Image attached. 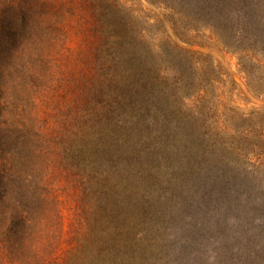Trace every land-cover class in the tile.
<instances>
[{"label":"trees","instance_id":"obj_1","mask_svg":"<svg viewBox=\"0 0 264 264\" xmlns=\"http://www.w3.org/2000/svg\"><path fill=\"white\" fill-rule=\"evenodd\" d=\"M146 1L170 9L180 42L208 30L238 53L242 66L246 60L264 72V0ZM85 2L97 47L88 83L77 89L81 115L68 106L54 117L50 136L36 101L55 81L67 11L45 0L10 1L0 9V264H264V109L243 112L219 101L216 85L226 83L221 68L169 35L149 39L118 1ZM105 94L127 110L115 130L104 124L114 104ZM178 97L196 107L185 118L171 108ZM173 124L184 125L171 156L178 159L153 165ZM52 155L78 186L80 203L92 200L99 225L58 262L52 258L62 220L47 185ZM211 158L210 176L203 169ZM183 167L185 187L172 179ZM135 182L146 192L120 207L132 191L121 198L120 186ZM162 195L178 196L174 213L160 208Z\"/></svg>","mask_w":264,"mask_h":264},{"label":"rangeland","instance_id":"obj_2","mask_svg":"<svg viewBox=\"0 0 264 264\" xmlns=\"http://www.w3.org/2000/svg\"><path fill=\"white\" fill-rule=\"evenodd\" d=\"M10 1L16 0H0V9L2 8L1 6ZM45 1L58 5L64 11H67L63 24L66 38L64 48L59 57L55 60L56 65L54 66L53 72L55 81L52 88L45 93H42L36 101L38 115L42 122V131L44 134L50 136L55 133L56 129V125H54V117L65 112L66 109H68V106H71L72 111L75 114L81 115L79 102L81 101L82 94L77 89L83 86L84 81L89 78L90 72L88 67H90L89 63L92 60L94 50L97 47V38L94 34L95 29L92 15L85 0ZM116 1H118L124 9L129 11L130 16L138 21L140 25L138 26L139 31L144 30L149 39L154 40L169 35L181 48L199 51L221 68L226 75L224 76L226 83L224 85H216L215 95L219 101H223L226 106L232 108L237 107L243 112H248L253 109H264V72L260 71L255 64L249 61L247 62L246 60H243L245 65L242 66V59L239 60L238 53L223 47V45L211 35L210 31L203 30L200 32H193L194 34H191L193 38L190 39V43H182L173 36V16H171L172 12L170 9L154 7L146 0ZM179 34L185 39L184 34L186 33H183V30H180ZM162 44L163 43H159V46ZM109 97L110 99H108V97L105 99L108 101L111 100L114 104L109 107L111 111L103 113L104 124L108 130L109 128L115 130L118 127V122L124 118L127 110L125 111L120 106L119 100L115 102V99L117 98ZM179 98L180 97H178L177 101L180 100ZM177 101L175 105L172 104L171 108L175 110L173 113L175 115L177 114V116L179 115L181 118H185V113H187V111L189 112L191 108H196L191 107V101L187 100L188 104L186 101H184V103L183 101H179L180 104L177 103ZM180 109H182V111H179ZM114 117H116V119H114ZM185 122L189 126H192V121L190 119H187ZM114 123L117 124L116 127L111 128V125L114 126ZM196 123L198 124L199 121H196ZM86 124L91 126L90 122ZM183 126L184 125L173 124V126L167 127L163 132L162 137L160 138L161 142L158 143L160 146L159 156H157V154L155 155V158L151 157L150 159H156L155 162H157V164L154 163L153 165L160 166L163 162L170 164L169 162H171V160L178 159L171 158V156L176 151L177 147L182 144V141L176 140V137L177 133H181L183 130ZM192 127H194V125ZM51 159L52 164L49 166L47 173V185L55 190V194L59 201V211L62 220L60 242L58 243V247L54 251L52 258V260L58 262L71 254V250H80L83 245V239L86 241L92 239L91 230L99 228V225L95 226L96 223L92 220L91 209L95 206L92 200L87 198L80 203L78 186H75L71 182V178L66 176L68 175L66 170L58 160H56L54 155L51 156ZM101 162H103L102 159L98 161V164ZM213 162L214 161L211 158L203 169L204 172L210 176L215 167ZM100 167V169L96 168V170L100 172L104 171L106 173L113 172L114 170L109 167ZM188 177L186 168L183 167L181 175L176 174L172 179L178 178L179 184L185 187V185L189 183ZM109 182L112 183L111 180H109ZM136 184H138V182H135L132 187L130 185H125V187L120 186L121 189H124V193L120 195L121 198L125 196L126 191H129V189L132 190L130 191V196L126 200H121L120 207L128 205L133 206L134 203H132L131 200L134 193H143L144 190L146 192V187L141 190L140 188H137V186H134ZM188 190L190 191V188H188ZM177 197L178 196L162 195V197H160V208L170 207L172 209L170 214L174 213V209L178 204ZM163 198L170 199V201L166 204ZM170 204L176 205L169 206ZM88 213H91V217L88 216ZM94 232L95 231L93 230V234Z\"/></svg>","mask_w":264,"mask_h":264}]
</instances>
